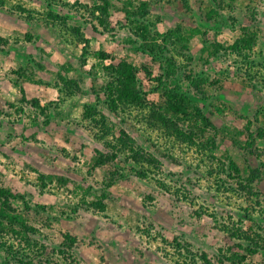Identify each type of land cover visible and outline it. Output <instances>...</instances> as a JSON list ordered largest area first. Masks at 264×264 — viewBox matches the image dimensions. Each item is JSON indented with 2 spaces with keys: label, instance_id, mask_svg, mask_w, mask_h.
Listing matches in <instances>:
<instances>
[{
  "label": "rangeland",
  "instance_id": "1",
  "mask_svg": "<svg viewBox=\"0 0 264 264\" xmlns=\"http://www.w3.org/2000/svg\"><path fill=\"white\" fill-rule=\"evenodd\" d=\"M0 264H264V0H0Z\"/></svg>",
  "mask_w": 264,
  "mask_h": 264
},
{
  "label": "trees",
  "instance_id": "2",
  "mask_svg": "<svg viewBox=\"0 0 264 264\" xmlns=\"http://www.w3.org/2000/svg\"><path fill=\"white\" fill-rule=\"evenodd\" d=\"M112 67L115 70V73L118 75L117 77V85L111 90L110 96H117L120 100L130 104H144L145 99L140 96V91L138 90L137 86V76L134 67L127 62L114 60L112 62ZM182 96V95H180ZM161 118L160 121L162 125L167 128L173 130L175 134H179L180 138H186V134L189 136H193L194 133L193 129L186 131L183 129L181 125H184L183 122H177L176 119L170 117L165 113L160 114ZM211 128L215 129V127L210 126ZM185 140V139H184ZM211 144H214V140H210Z\"/></svg>",
  "mask_w": 264,
  "mask_h": 264
}]
</instances>
